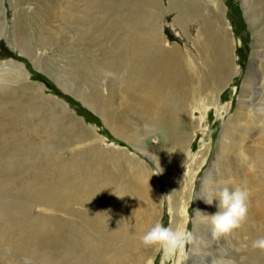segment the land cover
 Returning a JSON list of instances; mask_svg holds the SVG:
<instances>
[{"label":"rangeland","instance_id":"rangeland-1","mask_svg":"<svg viewBox=\"0 0 264 264\" xmlns=\"http://www.w3.org/2000/svg\"><path fill=\"white\" fill-rule=\"evenodd\" d=\"M12 1H0V31L11 32L18 14L24 19V33L37 36L39 32L44 39L48 31L56 39L49 48L39 49L42 56H38L47 60V65L39 66L29 51L21 54L9 39L0 36V74H5L1 78L11 88L7 93L13 97L0 100V264H182L180 252L165 257L158 247L140 244L138 237L157 221L165 226L185 227L191 233L192 240L184 249L185 264H264V251L251 247L253 240L264 237V211L255 184L262 171L257 160L264 149V111L262 116L257 106L264 103L260 101L264 95V60L255 71L258 75L245 89L251 60L255 55H264V36H259L260 30L264 31V20L256 23L254 29L244 0H217L220 14H216L214 0H202V11L217 16L229 28L234 72L216 97L206 101L209 106L204 116L199 110L193 112V119L202 122L189 136V156L184 159V154L182 158L172 154L177 149L178 136L192 130L184 126L183 117L167 113L158 128H144V133L136 127L143 134L141 145L151 156L129 144L104 120L98 105L113 92L117 104L122 102L127 74L93 62L92 55L82 49L86 47L83 42L89 39L77 34L78 25L69 30L58 27L60 21L56 20L53 28L52 24L49 28L45 23L48 29L42 26L43 17L40 21L36 14L38 8L58 0ZM163 1V47L177 46L184 55L198 58L201 53L193 43L195 36L183 34L174 26L178 12L169 8V0ZM132 5L133 1L125 3V14L133 10ZM261 6L264 15V0ZM37 25L42 26L41 30H37ZM106 40L107 37L96 41L101 45ZM11 60L24 63L30 82L44 85L46 94L66 103L74 115L96 131L79 123L59 105L41 98L33 84L17 89L27 80L18 77L20 71ZM79 60H83L81 64L86 62L82 70L74 68ZM198 63L205 66L200 58ZM95 94L100 95L101 101L94 98ZM215 103L226 107L223 117ZM238 112L243 116L237 118ZM125 115L119 131L127 135V129L136 126L130 122H137L138 117L135 113ZM201 127H205V133ZM114 153L120 155L117 159L121 164L112 160ZM136 161L144 163L142 171L154 183L149 199L126 191L142 179L140 174L139 179L135 177ZM224 185L248 190V219L239 229L217 239L212 236L210 218L205 215L217 211L216 202L208 205L203 197L211 198L213 189ZM107 198L118 206L124 218L117 232L99 216ZM65 231L73 232L72 239L68 234L64 236ZM79 240L90 241L97 250L82 248V254L76 250L77 258L70 261L67 251Z\"/></svg>","mask_w":264,"mask_h":264},{"label":"bare ground","instance_id":"bare-ground-1","mask_svg":"<svg viewBox=\"0 0 264 264\" xmlns=\"http://www.w3.org/2000/svg\"><path fill=\"white\" fill-rule=\"evenodd\" d=\"M13 1L15 3L22 2L18 0ZM126 1L128 2V0H112L108 3L106 0H58L53 4L50 2L47 7L38 8L36 14L39 20L40 17H43V25H41L44 26L46 23L49 28L51 24L52 28L55 27L56 20L60 21L59 25H57L58 27H69V30H71L70 28H72V25H78L79 32H77V34L88 36L89 39L87 42H83L86 47H82V49H85L88 55H92L93 62H98L99 64L106 65L107 68L117 71H125L124 73L127 74L128 82H126V80L125 83L127 84L123 85L124 99H122V102H120L119 105L117 104L116 92H113L110 97L104 99L100 102V105H98L101 116L108 124H111V126L118 131L117 133L120 136H125L129 144L136 147L137 150L146 152L151 156L147 149L141 145V143L144 142L142 141L143 134H140L136 130V127H141L143 133L145 129L153 128L152 130H155L158 128L157 124H161L162 120L165 119V114H175V116L183 117L185 121V125H183L186 128L191 127L192 129L191 132L185 129L187 132L178 136L180 139L177 144V149L172 152L173 156H177V158H182L184 154L183 158L186 159L189 156L188 152H186L188 141L190 140L189 136L193 129L198 128L200 126L198 124L202 122L201 120L198 121L193 119V112L199 110L204 116V113H206L204 111H206L209 106V103L206 104V101L216 97L215 94L219 92V88L224 86L232 78L234 72V46L232 45L229 28L226 23L217 19V16L202 11V0H169V8L178 12L174 26L180 28V32L183 34L190 36L193 34L195 36L193 43L199 48L201 53L198 58H195L190 55H184L179 51L177 46L171 49H165L163 47L162 44L164 39L162 36L163 32H161V27L164 26L163 14L165 2L163 0H129V2L133 1V10L127 8L129 12L127 11L125 14L124 12L126 9L124 8L128 7H124L125 3H127ZM262 1L263 0L243 1L246 10L250 13L249 18L252 19L254 29H256V23L261 22L262 24L264 20V15H262L260 10ZM214 2L217 9L216 14H220L221 8L218 6L219 4L216 3L217 0H214ZM127 5H129V3ZM2 16L4 17V15ZM16 16L17 18L14 20L15 23L13 26L11 25L13 30L11 32H9V29H6L5 32H2L4 31L2 30L0 31V36H5L9 39L12 47L15 50H19L21 54H27L26 52L29 51L37 65H47V60H43V57L41 58L38 56H42L38 51L44 47L49 48L56 39L55 35L47 31V38L42 39L39 32H37V36L24 33L25 31H22V28L24 29V19L21 15L18 16V14H16ZM40 26L37 27V30H41ZM45 27L47 28L46 25ZM3 29H5V27ZM105 33L108 35L110 33V36H107ZM255 34H257L256 30ZM44 36L45 34H43V37ZM259 36H264V31L262 29L260 30ZM105 37H107L105 41L106 44L99 45V42L96 40ZM89 47H92L91 51H89ZM83 53L87 55V53ZM43 55H45V52ZM199 58L204 62L205 66H201L202 64L200 65L198 63ZM263 60L264 55H255L251 60L250 69L246 77L245 89L249 87L252 79L256 76L257 73H255V71H257L258 64ZM10 62L14 63L19 69L20 73L19 75L17 73L18 77H24L25 81L27 80V84L24 85L22 83L23 85L21 87H18L19 85L16 86L17 89H27L33 84L34 86H32L38 90L41 98L43 97L49 102H54L56 105H59L65 113L67 112L74 115V112L66 103L52 95L46 94V87L44 85L37 82H30V73L24 63L14 60ZM82 62L83 60H79L74 65V68L78 70L84 69L86 62L81 64ZM262 73H264V70L261 71V74ZM1 75L2 74H0V100H10L13 97L10 96L7 91L9 92L11 88L8 89ZM12 77L14 79L16 76L13 75ZM20 81H22V79ZM17 89L15 90L17 91ZM84 97L86 98V95ZM94 98H97L98 102L101 101L99 94H95ZM260 98V101H264V95L262 97L260 96ZM244 102L247 105L248 101H246V98ZM88 104L92 103L90 102ZM215 105L218 108L217 111L219 116L223 117L227 112L226 107H220L217 103H215ZM257 106L263 116L264 103L260 102ZM247 107L249 108L250 105L248 104ZM128 113H135L139 122H130V124L136 123V126L133 128L129 127V129H127V135H125L123 132H120L119 129L122 127V122H124L126 116L125 114L128 115ZM240 114L239 112L237 113V118L241 116ZM74 116L79 123L87 126L89 130L90 128L95 130V127L86 124L83 118L76 115ZM228 120H230V118ZM201 130L205 133V127H201ZM261 141H263L264 144V123ZM118 156H120L118 153H114L112 160H115L117 164H121L119 161L120 159H117ZM259 157L260 159L257 160V166H260L262 171H259L255 178L256 183H254L257 186V195L264 211V149L260 151ZM127 162L131 164L130 159ZM134 163H136L138 165L137 168L140 169H137L135 177L139 179L140 174L142 179L135 185L127 188L126 191L127 193L135 191L141 194L144 199H149L154 193V183L146 179V173L142 171V169H144V163L140 164V161ZM146 166L145 164V167ZM106 202L107 205L99 213V216L106 220L105 224L107 227H112V231L117 232L121 229L124 218L120 216V210L114 202L109 198L106 199ZM151 214H156V211H152ZM72 233V231H65L64 236L68 234L67 236L72 239ZM261 234L264 236V231H262ZM90 244V241L84 243L82 240L74 243L70 250L67 251L69 253L68 259L71 261L77 258V251L82 254V248L88 250L90 247L89 250H97V248L95 249V247L93 245L90 246ZM186 259L184 250L183 254L179 253V262L185 264L183 262Z\"/></svg>","mask_w":264,"mask_h":264},{"label":"clouds","instance_id":"clouds-1","mask_svg":"<svg viewBox=\"0 0 264 264\" xmlns=\"http://www.w3.org/2000/svg\"><path fill=\"white\" fill-rule=\"evenodd\" d=\"M162 171V169H161ZM204 202L215 206L217 211L205 214L210 218L211 233L214 238H220L231 234L239 229L248 219V199L249 192L246 188L229 187L227 185L218 186L213 189V196H204ZM197 212H200L197 210ZM140 244L144 247H158L163 251L165 257L172 256L184 249L192 240V235L185 227L165 226L157 221L138 237ZM253 249L264 251V237H259L251 242Z\"/></svg>","mask_w":264,"mask_h":264}]
</instances>
